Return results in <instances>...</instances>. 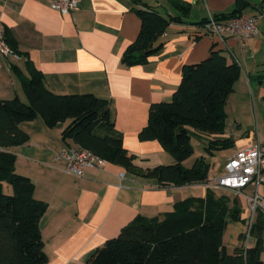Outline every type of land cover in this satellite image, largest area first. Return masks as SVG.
<instances>
[{"label":"crops","instance_id":"0c3cea01","mask_svg":"<svg viewBox=\"0 0 264 264\" xmlns=\"http://www.w3.org/2000/svg\"><path fill=\"white\" fill-rule=\"evenodd\" d=\"M237 1L247 3L241 15L257 20L258 35L246 40L243 47L229 36L222 44L204 26L197 25L208 15L228 14ZM263 1L176 0L188 7L184 15L170 0H81L77 11L62 15L51 9L46 0H0V28L14 38L17 50L14 55H0V100L18 97L26 103L13 67L28 76L26 63L29 62L42 74L49 91L58 95L91 94L106 101L114 130L121 135L125 150L135 156L133 165L137 169L145 171L172 165L174 159L158 142L138 139L147 124L150 105L171 101L183 66L199 63L212 50L221 51L228 62L240 67L233 92L236 84L240 88L249 84L251 88L252 81L261 90L264 84V18L260 16ZM144 7L153 8L166 18L179 17L182 23L169 25L160 38L161 51L146 64L125 66L122 56L140 30V20L134 11ZM260 90L258 95L264 100ZM233 92L225 107L224 134L205 137L229 143L211 155L200 156L210 165L208 180L223 172V167L212 169L211 160L217 152H231L222 156L225 164L237 151L257 139L264 142L259 129L255 131L248 126L243 130L239 120L241 97H233ZM69 123L47 128L39 117L24 122L20 128L28 135V142L6 149L15 157V172L34 184V198L47 205L39 224L46 264H86L97 248L117 237L121 228L134 218L161 220L173 211L176 203L204 198L208 191L217 198L227 197L230 206L239 211L238 219L228 221L223 235L229 254L240 245V236L248 233L258 217L264 221V181L236 195L228 189H205L202 184L162 187L155 179L108 162L101 168H85L78 177L68 174L55 154L77 146L70 140L62 141V132ZM189 134L191 139L197 135L192 131ZM200 143L205 151L207 143ZM188 160L184 162L185 167L191 165ZM256 193L261 206L252 212L247 198ZM253 244L254 239L249 238L248 246ZM260 259L264 263V225Z\"/></svg>","mask_w":264,"mask_h":264},{"label":"trees","instance_id":"16d2710c","mask_svg":"<svg viewBox=\"0 0 264 264\" xmlns=\"http://www.w3.org/2000/svg\"><path fill=\"white\" fill-rule=\"evenodd\" d=\"M181 14L188 7L170 0ZM264 2V1H263ZM246 2L237 1L228 14L214 16L228 20L241 15ZM140 20L137 38L125 50L122 64L143 65L162 49L160 38L171 23H182L179 17H163L155 9L134 11ZM205 21L197 25L204 26ZM6 43L17 54L14 38L5 32ZM14 68L27 103L18 97L0 100V264H46L40 220L47 205L34 198L32 181L15 172V157L6 149L28 142L20 124L41 118L47 128L70 121L62 132V141L70 140L126 171L152 178L159 186L181 187L203 184L208 180L210 165L204 157L185 167L193 154L189 131L200 136L223 135L226 128V103L239 79L240 67L228 62L219 50L194 65L183 66L180 83L169 102L151 104L147 124L138 134L141 142L156 141L174 159L172 165H159L142 171L133 165L135 156L122 145L114 130L106 101L91 94L58 95L49 91L42 74L26 63L28 76ZM223 140H209L205 153L228 147ZM239 211L225 196L211 191L204 198H188L175 204L164 218H134L121 228L117 237L107 240L88 258L86 264H264L263 225L259 217L251 225V247L240 245L229 254L223 235L230 220Z\"/></svg>","mask_w":264,"mask_h":264},{"label":"built area","instance_id":"2783aa9c","mask_svg":"<svg viewBox=\"0 0 264 264\" xmlns=\"http://www.w3.org/2000/svg\"><path fill=\"white\" fill-rule=\"evenodd\" d=\"M81 0H46L48 6L61 13L68 15L78 10ZM264 18L263 12L260 14ZM1 22V20H0ZM205 31L220 43L224 44L227 36L233 37L243 47L246 40L258 35L257 20L255 17L240 15L228 20H215L208 15L204 24ZM0 55H14L6 43L5 32L0 28ZM57 161L63 162L65 172L73 176H81L88 167L101 168L107 162L91 151L76 146L62 149L55 154ZM264 142L257 139L252 145L237 151L223 166V172L212 176L203 183L205 189L222 188L239 194L248 186L257 187L264 181ZM122 177V175H120ZM250 209L253 212L261 206L260 197L256 193L248 197ZM249 231L245 235L244 246L248 247Z\"/></svg>","mask_w":264,"mask_h":264},{"label":"rangeland","instance_id":"374dc122","mask_svg":"<svg viewBox=\"0 0 264 264\" xmlns=\"http://www.w3.org/2000/svg\"><path fill=\"white\" fill-rule=\"evenodd\" d=\"M258 86L259 84L258 83L255 84V81H252L251 88H249V84H247L243 88H240L239 85L236 84L234 88V92H233V95H234L233 97L235 98L241 97L240 106L242 110V117H239V120L241 119L242 121L243 130H245L246 127L248 126L254 128L255 131L259 129L258 132H260L261 137L264 138V100L260 99V96L258 95L259 94L258 90H260L258 89ZM260 91L263 92L262 96H264V84L262 85ZM251 94L253 97L251 96ZM24 101L27 103L25 98H24ZM199 137L195 135L191 139V143L194 147V152L196 154V155L194 154L193 157L190 160H188V161H191V165L193 164L196 158H199L200 156H205V151L203 150V146L200 142L205 144L209 140L205 138L206 136H204V138L202 136H199ZM229 153L231 152L230 151H226L223 153L217 152L211 160L213 164L212 169L213 170L221 169L224 166L223 159ZM191 165L189 167H191Z\"/></svg>","mask_w":264,"mask_h":264}]
</instances>
